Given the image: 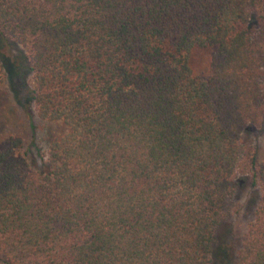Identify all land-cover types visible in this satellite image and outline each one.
Wrapping results in <instances>:
<instances>
[{
    "label": "trees",
    "instance_id": "obj_1",
    "mask_svg": "<svg viewBox=\"0 0 264 264\" xmlns=\"http://www.w3.org/2000/svg\"><path fill=\"white\" fill-rule=\"evenodd\" d=\"M7 78L64 132L38 166L21 138L0 147V264H264L244 139L264 125V0H0ZM246 182L234 258L220 231Z\"/></svg>",
    "mask_w": 264,
    "mask_h": 264
},
{
    "label": "rangeland",
    "instance_id": "obj_2",
    "mask_svg": "<svg viewBox=\"0 0 264 264\" xmlns=\"http://www.w3.org/2000/svg\"><path fill=\"white\" fill-rule=\"evenodd\" d=\"M213 53L196 48L191 55V66L195 76L206 79L212 71ZM64 132L60 123L42 121L38 118L25 83L7 78L0 83V147L7 145L12 137L21 138L24 148L34 166L42 164V157L49 143ZM245 141L257 146L264 156V125H252L244 137ZM259 199L258 190L246 182L228 200V214L221 240L230 253H235L246 236L248 225L253 220L254 210ZM232 260V259H231ZM229 258L223 264H228ZM222 264V262L220 263Z\"/></svg>",
    "mask_w": 264,
    "mask_h": 264
}]
</instances>
